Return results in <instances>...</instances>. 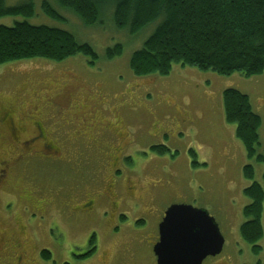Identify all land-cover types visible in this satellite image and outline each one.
Returning <instances> with one entry per match:
<instances>
[{
  "label": "rangeland",
  "instance_id": "374dc122",
  "mask_svg": "<svg viewBox=\"0 0 264 264\" xmlns=\"http://www.w3.org/2000/svg\"><path fill=\"white\" fill-rule=\"evenodd\" d=\"M25 1L28 0L6 3L12 6ZM33 4L34 16L0 17V25L28 21L66 29L79 41L91 44L98 58L94 64L81 54L63 61L32 58L2 63L0 106L9 100L15 104L17 116H22L32 106L43 107L42 102L48 98L63 103L71 91L80 89L78 100L88 105L93 95L85 88L103 85L108 108H115L123 89L134 87L138 94L119 104L121 113L128 118V123L123 121L121 125L138 128L148 126L150 121V129L158 123L159 130L164 131L157 138L137 137L130 150L126 146L129 141L119 144L128 153L120 171L115 172V184L125 197L131 175L130 179L139 184V194L145 197L147 186L154 180L159 183L152 198L147 197L152 205L149 214L140 204L127 200L114 215L105 201L98 199L96 209L88 212L90 216L75 215L74 206L82 192L100 187L97 174L112 148L103 130L98 135L100 145L90 146L91 132H82L77 115H58L48 104V111H44L50 115L49 126L58 132L54 137L62 146L57 155L61 160H38L31 166H20L14 170L10 183L0 189V244H4L0 264H15L10 255V250H15L13 239L21 244L16 253H24L23 264H154L158 226L162 214L173 204L203 208L216 220L224 237L223 250L207 257L203 264H264V234L257 242L261 251L255 254L252 244L243 240L240 233L246 221L243 210L251 203L244 190L254 181L262 183L264 163L248 157L236 137L235 125L227 122L223 107V92L228 88L249 96L254 112L262 119L257 152L264 155V72L252 76L238 72L222 75L175 65L166 76H137L130 69V57L154 30L151 25L132 36L126 29L114 26L110 18L103 25L85 27L73 12L61 10L65 20L53 19L43 15L42 0H33ZM117 43L123 46L122 54L108 58L106 50ZM72 77L78 79L72 81ZM100 110L98 115L105 117L103 122L115 121L113 112ZM136 118L142 120L137 123ZM153 118L160 123L152 122ZM162 119L165 122L161 123ZM149 146H163L168 151L146 150ZM15 156L9 139L0 136V159ZM247 164L254 166L251 180L243 174ZM6 214L16 216L22 224L26 220L30 228L20 230L21 223L16 224ZM262 224L264 230V206ZM93 235L96 250L84 257ZM43 251L49 253V258L43 257Z\"/></svg>",
  "mask_w": 264,
  "mask_h": 264
},
{
  "label": "trees",
  "instance_id": "16d2710c",
  "mask_svg": "<svg viewBox=\"0 0 264 264\" xmlns=\"http://www.w3.org/2000/svg\"><path fill=\"white\" fill-rule=\"evenodd\" d=\"M6 1L0 0V17L34 16L33 0L12 6ZM61 10L73 12L85 27L103 25L110 18L114 26L132 36L151 25L154 30L130 57V69L137 76H166L175 65L222 75L264 72V0H42L45 17L65 20ZM122 52L120 43L106 50L110 59ZM78 54L88 57L90 64L98 58L91 44L79 41L66 29L28 21L0 25V64L32 58L63 61ZM223 107L248 157L264 163V155L257 152L262 119L249 96L228 88L223 92ZM158 148L168 151L163 146L152 149ZM243 174L253 179L254 166L245 165ZM244 193L251 203L243 210L246 221L240 233L258 254L261 247L257 242L264 234V171L262 183L254 181ZM91 244L86 257L96 250L94 235ZM42 255L50 256L46 251Z\"/></svg>",
  "mask_w": 264,
  "mask_h": 264
},
{
  "label": "flooded vegetation",
  "instance_id": "af4514ba",
  "mask_svg": "<svg viewBox=\"0 0 264 264\" xmlns=\"http://www.w3.org/2000/svg\"><path fill=\"white\" fill-rule=\"evenodd\" d=\"M78 79L77 77H72L71 80L74 81ZM88 84V83H87ZM92 85H89V88H85L89 93L93 95L91 102L88 105L85 103L80 102L78 100L79 91H69L70 94L67 99L63 103L56 102L51 99L44 100L42 102L43 107L39 106H32L28 110V114L17 116L15 104L11 103L7 100L3 105L0 106V136H5L9 139L11 143V147L14 151H16V156L12 157L11 159L4 158L0 159V189H3L10 183V178L16 170L20 166H28L35 164L38 160H61L59 158V150L62 148L58 139L54 137L58 132L57 130H53L50 123V115H46L44 110L48 111V104L51 105L55 112L58 115H64L65 117H70L72 115H77L76 120L78 124L81 126L82 132H91L92 143L95 145H100V140L98 135L101 134V131L105 132L109 137V144L110 148H112L111 153L109 156L105 158V162L101 163L100 171L98 172L97 176L101 180V185L97 190H90L83 191L80 198L79 203L74 206L75 215H88V212L93 211L97 207L98 199H102L105 201V206L111 209V212L115 215L121 206L127 201L132 200L133 202L140 204L143 211L146 214L151 213L152 205L150 203V199L152 198L153 193L156 190V186L159 181L154 180L153 183L147 186L146 195L142 197L139 194V184L134 183V180L130 179L131 175L128 176L127 185L125 188V197H122L117 189L115 184V172L120 171L122 162L127 160V151L125 148L121 147L119 144L122 141H129L126 146H129V150L131 147L135 146L136 138L142 137H150V138H157L161 137L163 134L164 129L161 131L159 130L161 127L159 124L155 125L152 129H150V121L148 126H140L136 127L133 125L130 126L128 124L125 125V128L121 125V122H127L128 118L121 113V109L119 108V104L125 101L127 98L135 97L138 93L134 90V87H125L123 89L124 92L120 93V98L118 100V105L112 108H108V96L103 91V85L101 87L98 86L96 89L91 88ZM24 94L25 91L20 92ZM38 102V99L37 101ZM104 107V109H103ZM102 108V110H100ZM105 108H107V112L111 114L115 119L113 122H103L105 117H100L98 115V111L104 112ZM112 110V111H111ZM110 114H107L108 116ZM99 118V119H98ZM102 118V121H100ZM137 123H139L142 119L136 118ZM185 120V119H182ZM181 120V121H182ZM63 123L67 124L66 121L62 120ZM152 122H159L157 118H153ZM165 122L163 119L161 121ZM160 123V122H159ZM28 125L32 128L31 132L28 131ZM177 125H175L176 127ZM149 127V128H148ZM119 128V129H117ZM124 129L122 131L121 129ZM102 132V133H103ZM177 132V131H175ZM60 141V140H59ZM91 146V145H90ZM153 147L158 146H149L146 150L151 149ZM128 150V151H129ZM24 164V165H23ZM34 167V166H33ZM153 191V192H151ZM151 196V197H150ZM150 197V199L148 198ZM82 201V202H81ZM38 209V208H37ZM1 210L6 213L5 206L1 204ZM39 210V209H38ZM166 211V210H165ZM165 215V212L162 214L161 221ZM7 218H12L15 223H21L20 219L16 216H8ZM25 219V218H24ZM20 227V226H19ZM29 229L30 226L28 222L25 220V224L21 223L20 230L22 229ZM95 236V235H94ZM92 238V237H91ZM159 240V230L157 240L154 244H156ZM96 243V239H95ZM15 250L10 252L12 254V258L15 261V264H23L24 253L19 251L16 253V248H21V244L17 243V239H13L12 242ZM96 244H94L95 247ZM4 244H0V251L3 250ZM92 248L91 239L88 243L87 252L90 251ZM96 248V247H95ZM154 248V247H153ZM85 254V255H86ZM84 255V256H85ZM155 255V254H154ZM89 256V255H88ZM87 256V257H88ZM86 257V256H85ZM156 257V256H155ZM7 259V258H6ZM4 259V260H6ZM157 260V258H155ZM157 264V261L154 262Z\"/></svg>",
  "mask_w": 264,
  "mask_h": 264
},
{
  "label": "water",
  "instance_id": "95a60500",
  "mask_svg": "<svg viewBox=\"0 0 264 264\" xmlns=\"http://www.w3.org/2000/svg\"><path fill=\"white\" fill-rule=\"evenodd\" d=\"M158 230L159 240L153 248L157 264H203L207 257L223 250L219 226L203 208L170 205Z\"/></svg>",
  "mask_w": 264,
  "mask_h": 264
},
{
  "label": "snow or ice",
  "instance_id": "6c2138e0",
  "mask_svg": "<svg viewBox=\"0 0 264 264\" xmlns=\"http://www.w3.org/2000/svg\"><path fill=\"white\" fill-rule=\"evenodd\" d=\"M173 211L175 212V211H179V210H173Z\"/></svg>",
  "mask_w": 264,
  "mask_h": 264
}]
</instances>
